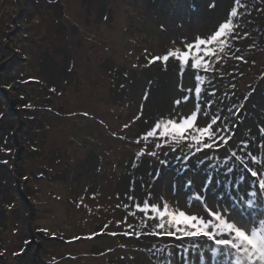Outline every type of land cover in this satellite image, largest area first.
I'll list each match as a JSON object with an SVG mask.
<instances>
[{"label":"rangeland","instance_id":"obj_1","mask_svg":"<svg viewBox=\"0 0 264 264\" xmlns=\"http://www.w3.org/2000/svg\"><path fill=\"white\" fill-rule=\"evenodd\" d=\"M173 5L0 0V264H233L213 257L206 237L161 238L158 220L130 214V197L184 205L193 193L208 195L211 181L226 205L245 207L246 191H258L256 178L238 161H227L229 173L225 158L245 155L241 141L264 153V0ZM234 7L238 39L210 70L196 72L191 57L183 70L175 58L153 61L212 34ZM23 53L28 61L19 60ZM195 75L204 77L199 98ZM197 103L207 113L198 126L220 116L226 146L189 153L187 142H136L158 118ZM247 212L264 218V193ZM53 233L62 241L50 240Z\"/></svg>","mask_w":264,"mask_h":264},{"label":"snow or ice","instance_id":"obj_2","mask_svg":"<svg viewBox=\"0 0 264 264\" xmlns=\"http://www.w3.org/2000/svg\"><path fill=\"white\" fill-rule=\"evenodd\" d=\"M236 2L239 3V0ZM236 16L237 9L234 7L231 9L230 16L219 23L218 28L212 34H206L204 38L197 36L193 43H187L184 46L186 50L180 48L169 50L163 56L153 57V61L167 62L170 58H175L183 70L189 64L191 57L190 66L192 69L210 70L211 63L205 57H215L216 61H220L219 53L225 51L226 43L230 39H238L235 36L234 18ZM216 46L219 48L217 49ZM193 49H195V54ZM203 80L202 75H195L194 94L197 98L201 96ZM188 98V96L183 97L185 101ZM174 104L180 105L181 100H175ZM26 107H31V105H26ZM201 114L207 115L197 103L194 108H188L183 114L177 113L172 118L160 117L150 130L136 142L140 143L143 140L146 147L149 138H157L160 142L155 143V149H160L170 143L173 146H180L187 142L189 153H192L193 149L195 152H201L204 149L218 148L221 144L226 146L231 137L220 136L219 133L224 132L225 129L215 127L221 119L220 116L213 115L210 121L204 122V126H198L197 121ZM124 127L127 128L128 125H124ZM241 146L245 155L241 156L236 151H229L228 157L225 158V167L229 173L234 172L235 169L229 166L227 161L230 160L233 163L238 161L239 165L243 166V170L250 172L251 176L256 178L254 183L258 184V191L250 193L246 191L248 198L242 199V204L245 207L234 203L226 205L224 202L226 197L218 198L220 190L212 192V183L209 181L205 186L209 190L208 195L202 191L193 193L188 197V203L184 205H181L179 201L170 204L163 197L159 202H150L151 193L142 202L130 197L133 200L131 207L135 209L130 214L135 216L137 212H140L145 214L146 219L158 220L155 227L163 231L157 232V235H178L179 238L206 237L205 244L213 257L219 255L231 258L233 264H264V218L253 220L251 212H247V209L254 206L259 194L264 193V153L256 155L247 151L248 141H241ZM144 154L145 149H141L137 156ZM147 154L156 156L157 152L152 151ZM245 156L248 157L247 160ZM183 159L187 161L189 157L185 155ZM212 159H216V157H212ZM250 164L251 166H249ZM239 180L243 185L245 177L240 176ZM187 183L191 189V181ZM242 190L244 189L242 188ZM197 203L200 205L199 209L195 206ZM204 246L201 244L199 247Z\"/></svg>","mask_w":264,"mask_h":264},{"label":"trees","instance_id":"obj_3","mask_svg":"<svg viewBox=\"0 0 264 264\" xmlns=\"http://www.w3.org/2000/svg\"><path fill=\"white\" fill-rule=\"evenodd\" d=\"M161 1H167V2H171V4H172V6H174L173 4L175 3V0H161ZM21 56H24V53L21 55ZM148 58V57H147ZM225 58V56H222V58L221 59H224ZM207 59L209 60V62H211V63H214L212 60H216L215 59V57H211V58H209V57H207ZM19 60L20 61H25L26 60V55H25V60L24 59H22L21 57H19ZM146 61V60H145ZM148 61H146V63H147ZM147 64H149V65H155V64H158V63H151V62H148ZM159 66H161V64H158ZM218 67V66H217ZM196 72H200V71H203L204 69H199V70H196V69H194ZM218 74V73H217ZM217 74H215L216 76H217ZM258 78V80L259 79H261V77H257ZM229 85H225V86H223L222 87V90L221 91H223L224 89H226L227 87H228ZM243 106L240 108V110H244V104H242ZM236 110V109H235ZM28 141V140H27ZM26 178V179H25ZM25 178H23V180H28V176H25ZM39 231H43L44 229H42V228H37ZM46 230L47 231H49V228H46ZM51 240V239H50ZM70 243V242H69ZM65 244H67V243H65Z\"/></svg>","mask_w":264,"mask_h":264},{"label":"bare ground","instance_id":"obj_4","mask_svg":"<svg viewBox=\"0 0 264 264\" xmlns=\"http://www.w3.org/2000/svg\"><path fill=\"white\" fill-rule=\"evenodd\" d=\"M22 59L25 60V55L24 56H21ZM25 61H28V58L26 57V60Z\"/></svg>","mask_w":264,"mask_h":264}]
</instances>
